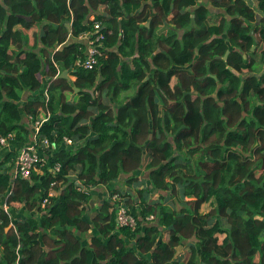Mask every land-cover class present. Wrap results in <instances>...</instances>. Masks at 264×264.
<instances>
[{"label":"trees","instance_id":"obj_1","mask_svg":"<svg viewBox=\"0 0 264 264\" xmlns=\"http://www.w3.org/2000/svg\"><path fill=\"white\" fill-rule=\"evenodd\" d=\"M256 1L209 0L227 16L209 26L198 0H0V136L26 144L44 119L34 143L47 157L29 179L12 177L17 152L0 157V264H264V0ZM101 6L102 57L85 70L74 39ZM129 90L116 110L103 101ZM140 170L148 177L137 198L110 191L137 220L134 231L117 229L109 200L85 219L91 189L121 175L131 188ZM158 192L166 195L150 200ZM18 204L27 215L12 221Z\"/></svg>","mask_w":264,"mask_h":264},{"label":"crops","instance_id":"obj_2","mask_svg":"<svg viewBox=\"0 0 264 264\" xmlns=\"http://www.w3.org/2000/svg\"><path fill=\"white\" fill-rule=\"evenodd\" d=\"M208 2H209V0H198L199 4H201V3L206 4L207 8L210 11V18L208 19V25L209 26H212L214 24L217 25L221 21V19H223V17L226 18L227 16H225L224 10H222L220 8H218V9L213 8ZM245 2H246V4H249V6L251 8H256V6H257L256 0H245ZM192 9H194V8H192ZM192 9H190V10H192ZM102 13H103V7L101 6L98 8L97 11L90 13L89 20L90 21L94 20V18L97 14L100 15ZM257 15L259 16V19L258 18L257 19L260 20L261 15H259V14H257ZM170 18H172L171 14L168 16V20ZM227 19H229V18H227ZM143 25L145 27H148L149 21L145 22V24H143ZM169 27H171V26H169ZM169 27L167 26V28H169ZM69 28H70V25H69ZM167 30L168 29H166L165 27H161V28H159V30H157V34L161 36V34H165ZM74 40L81 42L78 39V37L75 38ZM252 49H254V48H252ZM247 74H248L247 71L243 70L241 73V76L245 77ZM64 77L69 78L70 80H73L72 77H68L66 71H65ZM175 83H176V78L173 77L171 79L170 86L173 87L175 85ZM133 94H134V90H129L128 92H121V94L117 97L116 101L111 96H105V98H103V101L107 105H109L113 110H116V102L117 101H119V102L124 101V100H126L125 99L126 97L130 98L133 96ZM42 120H44V119H42ZM29 129L31 130V135H30L28 143L23 144V143H17L16 142L14 144H11L8 147L0 149V155L4 156L10 152H17L18 153L21 148L34 144L36 132H35V129H33V126L29 127ZM146 176H147V173H145L143 170H140V173L137 176V183L135 185H132L131 188H129L128 185L125 183L126 179H127V175H121L118 179L109 183L108 185L98 186L96 188L91 189L90 193H89L91 198L87 204V209H86L87 211L85 214V219L88 218L87 220H89V221L92 220L97 215L98 208H99L101 202L103 200H109L110 201L111 196H112V194L110 195L111 190H121V191L129 193L130 195H133V198H131V199L137 198L135 191L141 188L142 181L145 180ZM145 184H147V183L145 182ZM160 195L165 196L166 194H164L163 192H158V193L152 195L150 200H157ZM167 202L170 203L171 201H167ZM206 207H208L210 210L209 203L204 204L202 206V208H201L202 213H207L206 211H204ZM6 210H8V208H6ZM8 212L10 213V217H11L12 221L17 220L19 218H24L27 215L26 209L22 204H18L17 206H13L12 210L9 209ZM94 231H95L94 229H91L87 234H85V237H86L85 242L87 244H89V237L92 235V233H94ZM162 240L166 241L167 236L163 235ZM186 244L187 243H185L181 248H179L177 250L178 251L177 255L182 254L183 257L186 255V253H187V245Z\"/></svg>","mask_w":264,"mask_h":264},{"label":"built area","instance_id":"obj_3","mask_svg":"<svg viewBox=\"0 0 264 264\" xmlns=\"http://www.w3.org/2000/svg\"><path fill=\"white\" fill-rule=\"evenodd\" d=\"M102 29L103 27L100 22L92 20V28L78 36V39L85 47V59H78L75 65L82 67L85 70H92L98 66V61L102 57L103 41L105 38V34ZM43 122L44 120H38L33 124V128L36 133ZM14 138V133H10L6 136H0V149L13 144ZM65 142L68 145L72 144L70 139H65ZM40 147H49V143L46 139L41 141ZM45 158L47 157L39 151V149L35 146V143L21 148L13 161L14 165L12 177L14 178L18 176L22 179H29L32 173L37 171V167L41 165V162H43ZM58 169L59 166L57 165L55 170L57 171ZM55 194L56 192L53 189H50L47 195L54 196ZM110 201L116 211L115 222L117 229L129 228L130 231H134L137 227V220L129 213L125 201H122L121 196L118 194H113ZM46 202V199L40 202L41 208H45ZM146 220L151 222L154 218L150 216Z\"/></svg>","mask_w":264,"mask_h":264},{"label":"water","instance_id":"obj_4","mask_svg":"<svg viewBox=\"0 0 264 264\" xmlns=\"http://www.w3.org/2000/svg\"><path fill=\"white\" fill-rule=\"evenodd\" d=\"M257 18L259 19V16L257 15ZM67 27L69 28V25L67 24ZM251 34H252V32H251ZM228 55V53H226V56ZM225 56V57H226ZM64 74H65V71H63V73L61 74V77H64ZM179 248H181V246L180 247H178L177 249H179Z\"/></svg>","mask_w":264,"mask_h":264},{"label":"rangeland","instance_id":"obj_5","mask_svg":"<svg viewBox=\"0 0 264 264\" xmlns=\"http://www.w3.org/2000/svg\"><path fill=\"white\" fill-rule=\"evenodd\" d=\"M0 157H2V156L0 155ZM145 179H147V176H146V178H145ZM172 207L174 208V205H173ZM4 208L6 209L7 207H5V206H4ZM204 211L208 212V211H209V208H208V207H206ZM221 238H222V237L220 236V239H221Z\"/></svg>","mask_w":264,"mask_h":264}]
</instances>
